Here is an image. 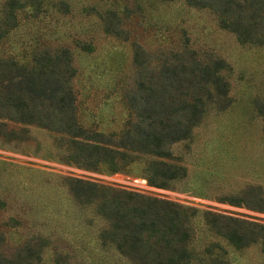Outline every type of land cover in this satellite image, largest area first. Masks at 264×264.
Segmentation results:
<instances>
[{"label": "rangeland", "instance_id": "obj_1", "mask_svg": "<svg viewBox=\"0 0 264 264\" xmlns=\"http://www.w3.org/2000/svg\"><path fill=\"white\" fill-rule=\"evenodd\" d=\"M7 2L0 0V28L9 27L0 56L28 62L35 49L68 48L77 118L87 129L119 134L132 118L125 94L134 84L135 45L152 57L188 48L202 58H222L230 104L223 110L208 104L190 136L172 145L186 175L171 188L149 185L141 160L119 171L61 162V136L36 125L16 128V138L0 139V252L11 255L41 239L45 246L36 264H57L60 253L71 264H105L88 225L91 215L72 201L71 177L264 224V211L219 200L259 192L264 198L263 120L255 106L264 99V46L239 43L210 9L184 0H15L6 8ZM7 11H14V20ZM194 223L200 242L208 235L200 216ZM222 244L225 264H264L262 241L240 248Z\"/></svg>", "mask_w": 264, "mask_h": 264}, {"label": "trees", "instance_id": "obj_2", "mask_svg": "<svg viewBox=\"0 0 264 264\" xmlns=\"http://www.w3.org/2000/svg\"><path fill=\"white\" fill-rule=\"evenodd\" d=\"M13 1L8 0L6 8H12ZM184 1L210 9L239 43L264 46V0ZM6 14L14 20V11ZM8 28L1 25L0 41ZM104 28L111 32V22ZM133 63L134 84L125 94L132 118L119 134H105L78 121L72 85L76 71L68 48L35 49L28 62L0 56V139L8 142L16 138V128L24 132V126L36 125L62 137L61 162L119 171L141 160L149 185L171 188L186 175L172 145L190 136L208 104H218L219 110L230 104L229 84L221 74L227 65L220 57L202 58L188 48L152 57L139 45ZM255 106L264 134V99ZM67 184L72 201L91 215L88 225L95 228V246L105 264H225L222 242L237 248L264 242V224L256 221L77 177L68 178ZM219 200L264 211L260 192ZM197 216L208 235L200 242ZM43 246L38 239L11 255L0 252V264H36ZM70 258L60 253L56 262L69 259L71 264Z\"/></svg>", "mask_w": 264, "mask_h": 264}]
</instances>
